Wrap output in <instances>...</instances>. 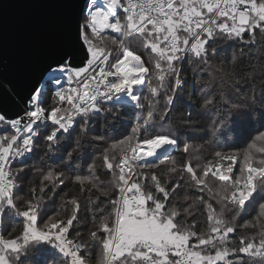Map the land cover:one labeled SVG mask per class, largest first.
<instances>
[{"label":"trees","instance_id":"obj_1","mask_svg":"<svg viewBox=\"0 0 264 264\" xmlns=\"http://www.w3.org/2000/svg\"><path fill=\"white\" fill-rule=\"evenodd\" d=\"M241 1L264 9V0ZM175 5L191 11L196 31L182 18L166 26L143 19L133 31L119 16L120 34L99 32L83 14L82 39L111 72L128 50L142 58L148 75L142 85L132 84L135 105L96 102L81 114L72 108L80 82L45 81L40 111L47 119L71 117L75 127L63 132L59 123L43 122L32 156L10 166L12 203L0 194V255L9 264H69L60 243L27 233L21 215L40 232L72 239L78 264H104L122 189L120 156L164 136L174 141L172 149L128 172L145 193L149 215L170 217L188 250L218 264H264V18L258 11L238 31L237 15L207 26L212 14L200 2ZM199 34L203 50L184 54L180 47ZM169 35L179 44L175 58L167 53ZM12 137L2 119L0 150ZM240 193L249 197L236 199ZM123 242L126 237L117 264H140L132 255L142 243L122 248Z\"/></svg>","mask_w":264,"mask_h":264},{"label":"built area","instance_id":"obj_2","mask_svg":"<svg viewBox=\"0 0 264 264\" xmlns=\"http://www.w3.org/2000/svg\"><path fill=\"white\" fill-rule=\"evenodd\" d=\"M177 0H87L84 8V14L87 17L90 27H98L100 30H109L112 33L120 34L122 26L118 22L119 16H126L127 25L135 21L139 24L141 18L156 21L170 22L173 20L184 19L189 27H195L197 22L193 19L191 11L188 8L178 9L175 5ZM200 2L204 8L212 14L208 20L207 26L216 17L226 15L245 14L252 8L249 4L241 0H194ZM96 29V28H95ZM102 32V31H101ZM168 52L174 57L178 50V42L173 35L166 39ZM89 58L85 65L80 69H73L67 65H62L50 74L46 79L54 75H65L67 78H73L80 82L76 100L72 106L75 113H84L86 109L93 107L96 102L102 103H123L135 105V99L132 96V80H127L118 87H113L119 78H124L122 66L121 72H111L108 62L103 60L100 53L89 49ZM127 52V51H126ZM138 86L142 83L136 82ZM43 84V83H42ZM142 85V84H141ZM43 85L31 97L27 103V109L20 116L9 122L13 137L9 144L0 150V194H4L7 201L12 203L15 180L12 178L10 166L18 161H23L32 156L34 150V138L36 136V127L43 122L48 124L59 123L63 132H69L74 129L75 121L71 117L65 119H47L40 111V92ZM147 144V143H146ZM146 145L136 146L131 151L121 154L116 165L119 171V178L122 189L116 204V216L114 234L111 245L108 249V255L104 264H117L119 255L117 248L121 243V234L119 233L120 219L125 213L135 216L145 217L149 215L147 198L138 182L128 176L132 169L134 159L143 157L144 162L152 151L147 153ZM140 152H143L140 155ZM140 163V162H137ZM144 180V177L142 178ZM26 223V231L34 239L48 237L53 239L54 243L62 245L63 255L68 258L69 264H78L77 257L74 254L75 244L72 239L64 237L62 234L54 232L43 233L36 228L35 220L28 215H21ZM3 241L2 229L0 226V242ZM248 250L251 246L247 247ZM136 259L140 264H218V258H207L199 252L188 250L184 246V241H175L173 245L161 242L158 245L145 242L142 250L136 253Z\"/></svg>","mask_w":264,"mask_h":264},{"label":"water","instance_id":"obj_3","mask_svg":"<svg viewBox=\"0 0 264 264\" xmlns=\"http://www.w3.org/2000/svg\"><path fill=\"white\" fill-rule=\"evenodd\" d=\"M86 1L0 0L2 119L10 122L23 114L45 79L62 65L73 69L85 65L89 58L82 39ZM171 149V145L161 149L144 163H154Z\"/></svg>","mask_w":264,"mask_h":264},{"label":"rangeland","instance_id":"obj_4","mask_svg":"<svg viewBox=\"0 0 264 264\" xmlns=\"http://www.w3.org/2000/svg\"><path fill=\"white\" fill-rule=\"evenodd\" d=\"M255 2L254 1H251V2H248V4L252 7L251 9H250V11L248 12V13H245V14H240V15H238L237 16V27H236V30H238V31H244V28H245V26L248 24V21H249V17H250V15H256V13H258V11H259V13L261 12L262 13V16H263V18H264V9H259L258 7H256L255 6V4H254ZM143 19L144 18H141L140 20H139V24L138 23H136L135 21L133 22V24L131 25V28H130V30H133V31H135V30H137L140 26V28H142L143 26ZM140 23H142V24H140ZM171 23H173L174 24V22H170V23H166V22H164V24L162 25V26H166V25H170ZM145 24V23H144ZM175 25H177V23H175ZM189 27V26H188ZM196 27V26H195ZM195 27H192V30L194 31L196 28ZM94 28H96V30L97 31H99L98 29V27H94ZM188 29H191V28H188ZM197 30V29H196ZM195 30V31H196ZM110 32L109 30H100L99 32ZM203 32V31H202ZM167 39V38H166ZM166 39H165V44H166V46H167V43H166ZM199 40H200V34L198 35V36H195L192 40H189V41H185L184 42V44L182 45V48L180 47V49L183 51V53L184 54H186V53H188L190 50L191 51H202L203 50V44H200L199 43ZM167 49V48H166ZM178 49H179V46H178ZM153 50L156 52V53H160V49L158 48V47H155V46H153ZM128 51V50H127ZM166 52V51H165ZM167 53L169 54V55H171L169 52H168V49H167ZM131 54V53H130ZM133 54V53H132ZM125 55H126V50H125ZM137 59V62H138V64H139V61H140V64H141V70H142V79H141V81H142V83L141 84H143V82H144V79H145V77H147V74H148V71H147V69L145 68V66H144V63H143V60H142V58L140 57V56H138V55H134ZM172 56V55H171ZM172 58H175V56L173 57L172 56ZM139 59V60H138ZM172 60V59H171ZM120 64H121V61L119 62V66H120ZM117 72H121L120 71V67L116 70ZM123 76H124V82L123 83H125L127 80H130L127 76H126V74L125 73H123L122 74ZM136 77H137V74L135 75ZM122 77V76H121ZM73 80V78H67L65 75H54L53 76V82H51V83H53V84H55V85H57V84H61L63 81H66V82H68V81H72ZM132 82H137V80L136 79H134V80H132ZM46 83H45V81L43 82V86L45 85ZM140 84V85H141ZM177 86H180V83H178V85ZM69 88L70 87H67V90H69ZM74 89L75 88H73V91H74ZM73 93H75V92H73ZM76 94V93H75ZM1 120H2V118H1V116H0V124H1ZM173 147V145H174V141L172 140V139H170V138H168L167 136H164V137H159V138H155V139H153L152 141H150V142H148L147 144H145L146 145V147H145V149H147V153L148 152H150V147L151 146H159V145H163V144H165V145H169V144ZM141 159H143V157H137V159H134L133 161H135L136 163L137 162H141V161H143V160H141ZM157 161V160H156ZM155 161V162H156ZM249 197V195H246V194H244V193H240L238 196H237V198L236 199H247ZM122 217V216H121ZM144 218H146V219H148V220H154L155 222L154 223H156L160 228V230L163 232L164 231V229H168L169 231H170V234L172 233V234H175V233H177L176 232V227H175V224H174V222H173V220L170 218V217H163L162 216V214H160V212L159 211H157L156 213H153V214H151V215H149L148 217L147 216H145ZM122 219V218H121ZM121 227V226H120ZM120 227H119V233H120ZM177 235V234H176ZM178 237H181L182 239H184V237L183 236H180V235H177ZM138 242H139V244H137V245H140L143 241L142 240H138ZM123 244V246H122V248H126V246H125V244H124V242L122 243ZM121 248V247H120ZM119 248V249H120ZM138 248V247H137ZM137 248H135V249H133V250H135L134 251V254H136L139 250L137 249ZM3 259V262L4 263H1L0 262V264H9L6 260H5V258H2Z\"/></svg>","mask_w":264,"mask_h":264},{"label":"crops","instance_id":"obj_5","mask_svg":"<svg viewBox=\"0 0 264 264\" xmlns=\"http://www.w3.org/2000/svg\"><path fill=\"white\" fill-rule=\"evenodd\" d=\"M129 214V213H128ZM120 219V234H121V241L124 237H126V247L130 248L133 246V242L138 240H142V246L145 242H151L154 244H159L161 242L167 243L169 246L173 245L175 241H184L185 239H182L181 237H178L175 234H170V231L167 229H164L162 232L159 228V226L154 223V220H148L144 217H137V216H131L129 214L128 217L124 218V215H122ZM142 249H139L138 252H140ZM134 258H136V254L133 253L132 255ZM3 257L0 255V262H3Z\"/></svg>","mask_w":264,"mask_h":264},{"label":"bare ground","instance_id":"obj_6","mask_svg":"<svg viewBox=\"0 0 264 264\" xmlns=\"http://www.w3.org/2000/svg\"><path fill=\"white\" fill-rule=\"evenodd\" d=\"M137 58L131 53H126L125 58L121 61V66H122V70L123 73L126 74V76L131 79L134 80L136 79L138 83L142 82V68H141V64L139 61V64L136 60ZM139 60V59H138ZM137 74V77L135 76ZM169 144V143H168ZM169 145H159V146H151V158L154 157V155L159 152L161 149L163 148H167ZM150 150V149H149ZM148 157V156H147Z\"/></svg>","mask_w":264,"mask_h":264}]
</instances>
